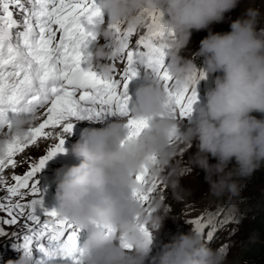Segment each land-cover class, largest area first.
I'll return each mask as SVG.
<instances>
[{
    "label": "clouds",
    "instance_id": "obj_1",
    "mask_svg": "<svg viewBox=\"0 0 264 264\" xmlns=\"http://www.w3.org/2000/svg\"><path fill=\"white\" fill-rule=\"evenodd\" d=\"M239 3L100 0L106 21L94 29L98 42L90 52L91 64L110 76V61L119 59L120 45L109 25L143 27L149 19L146 13H163L174 33L168 38L167 67L180 89L196 81L199 101L190 119L175 118L166 107L168 97L162 84L150 72L145 73L131 102L132 114L148 122L139 135L129 138L125 121L110 119L101 127L81 131L70 149L78 163L61 168L48 164L55 170L40 179L41 187L48 183L45 201L55 207L60 219L81 229L83 264H223L224 256L211 245L230 223L234 239L240 231L221 207L228 198L242 195L241 182L264 166V31L259 28L264 16L259 8L248 7L231 22L230 31L213 32L209 27L223 21L225 13ZM204 29L208 35L200 47L190 43ZM201 72L205 79H200ZM11 121L13 134L23 136L35 117L17 114ZM194 142L196 151L187 159L193 168L204 172L215 201L208 212L193 216L189 228L182 229L177 221L174 229L179 235L171 239V205L177 207L176 214L182 212L178 205L183 189L178 181L169 179L158 185L166 190L157 188L156 197L153 194L145 207L134 192L145 193L147 186L137 183L135 176L146 166L148 181H161L165 166H176L175 157L192 148ZM37 150L44 151L29 150L28 158ZM201 217L206 218L202 220L206 231L217 221L226 222L222 230L213 227L211 242L206 231L196 228L195 220ZM10 230L13 238L0 264H35L33 254L20 247L24 233L16 226ZM17 232H21L20 237Z\"/></svg>",
    "mask_w": 264,
    "mask_h": 264
},
{
    "label": "snow or ice",
    "instance_id": "obj_2",
    "mask_svg": "<svg viewBox=\"0 0 264 264\" xmlns=\"http://www.w3.org/2000/svg\"><path fill=\"white\" fill-rule=\"evenodd\" d=\"M146 15L149 19L140 33L126 23L109 25L120 56L110 61L112 73L107 76L90 61L98 42L94 29L106 21L100 0H0V236L6 235L5 226L20 229V247L33 254L35 264H83L81 229L57 216L39 181L46 163L67 151L65 138L75 121L119 117L130 129L129 138L139 135L148 122L132 114L129 84L149 72L162 84L166 107L175 118L188 120L194 112L199 98L196 81L180 89L167 67L168 38L174 33L163 13ZM205 78L201 72L200 79ZM17 114L35 117L23 136L12 132L11 117ZM39 141L47 146L46 154L38 160L17 159ZM20 166L26 170L16 174ZM147 175L145 166L135 176L137 183L147 186L145 193L134 192L145 207L162 184L150 183ZM203 219L195 220L201 232L206 231ZM225 226L221 221L210 225L206 239L214 240L213 227Z\"/></svg>",
    "mask_w": 264,
    "mask_h": 264
},
{
    "label": "rangeland",
    "instance_id": "obj_3",
    "mask_svg": "<svg viewBox=\"0 0 264 264\" xmlns=\"http://www.w3.org/2000/svg\"><path fill=\"white\" fill-rule=\"evenodd\" d=\"M248 7H256L261 10L262 16H264V0H240V3L237 5L236 8L232 9L231 11L225 13L223 21L219 23H213L209 27L214 32H227L230 31L231 22L238 17L241 16L243 11ZM259 28L264 31V18H262ZM143 27H138L137 32H143ZM198 38H193L190 40V43L196 42L195 44L197 47H200V41L208 35V29L200 30ZM205 32V33H204ZM143 75L138 78L137 86L142 82ZM197 87V85H196ZM137 88V87H136ZM199 101V100H198ZM182 120V119H181ZM38 123V122H37ZM45 143H39L37 146H32L29 150L39 149L38 147L44 146ZM196 151V142H194L193 147L181 152L177 157H175V164L176 166L167 165L165 166L164 172L162 176L164 177L161 179L162 184L167 183L169 179H175L178 181L179 185L183 189L181 199L179 201V207L182 208V212L177 213V207L174 205L172 206V214L171 216V227L170 238L172 239L174 236L179 235L176 234L174 227L177 224V221L180 222L182 229H187L191 226L192 222L194 221L193 216L197 215L198 213H205L210 210V207L214 204L215 199L211 198L209 192V185L200 186V182L196 179V174L201 171V169H195L190 165L189 160L187 159L189 154L192 155ZM46 154V149L40 153V150L33 152L30 160H38V158L42 155ZM210 162H215L214 160H210ZM187 168V170L183 169ZM173 171V172H172ZM16 174H21L15 169ZM11 172L8 173V176H11ZM44 188V187H43ZM158 190L163 192L166 190L164 186H158ZM154 197H156V193H154ZM170 197V195H169ZM169 197L167 206L169 205ZM211 198V199H210ZM192 211L191 215H188ZM233 224V223H232ZM9 228V229H7ZM6 226L4 227V231L6 235L0 236V259L5 258L6 256V248L8 247L9 241L13 238L11 232V228L13 226ZM236 233L231 227V223L229 228L226 231H223L221 237L218 241L211 245V248L214 250H219L222 255L224 256L223 264H246L244 261H238L236 257V252L234 249L231 250L232 247V240L234 239ZM227 247H223V246ZM156 249H153V254ZM231 251V252H230Z\"/></svg>",
    "mask_w": 264,
    "mask_h": 264
},
{
    "label": "trees",
    "instance_id": "obj_4",
    "mask_svg": "<svg viewBox=\"0 0 264 264\" xmlns=\"http://www.w3.org/2000/svg\"><path fill=\"white\" fill-rule=\"evenodd\" d=\"M195 177L200 186L208 185L202 170ZM241 191L242 195L228 198L221 207L233 217V225L240 231L232 247L238 261L264 264V166L241 182Z\"/></svg>",
    "mask_w": 264,
    "mask_h": 264
},
{
    "label": "bare ground",
    "instance_id": "obj_5",
    "mask_svg": "<svg viewBox=\"0 0 264 264\" xmlns=\"http://www.w3.org/2000/svg\"><path fill=\"white\" fill-rule=\"evenodd\" d=\"M47 182H45L44 184H43V186H42V188L44 187V189H46V187H47ZM47 195V191L45 192V196Z\"/></svg>",
    "mask_w": 264,
    "mask_h": 264
}]
</instances>
